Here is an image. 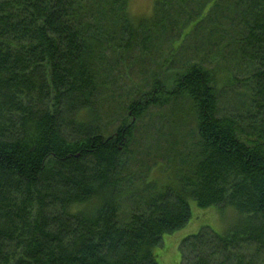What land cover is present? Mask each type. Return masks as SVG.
I'll use <instances>...</instances> for the list:
<instances>
[{
    "label": "trees",
    "instance_id": "16d2710c",
    "mask_svg": "<svg viewBox=\"0 0 264 264\" xmlns=\"http://www.w3.org/2000/svg\"><path fill=\"white\" fill-rule=\"evenodd\" d=\"M127 3L0 0V264H159L163 238L191 219L189 200L239 218L225 234L204 228L185 238L180 264H264V0H154L152 17L139 23ZM189 4L198 15H184ZM179 15L185 22L170 57L201 24L217 44L230 36L251 87L247 108L222 111L221 93L242 80L203 64L173 76V102L161 99L157 80L131 102L125 117L141 120L150 108L186 100L196 138L188 167L171 168L176 177L162 183L145 179L153 189L122 224L134 127L107 136L102 104L126 59L144 54Z\"/></svg>",
    "mask_w": 264,
    "mask_h": 264
},
{
    "label": "rangeland",
    "instance_id": "374dc122",
    "mask_svg": "<svg viewBox=\"0 0 264 264\" xmlns=\"http://www.w3.org/2000/svg\"><path fill=\"white\" fill-rule=\"evenodd\" d=\"M189 10L184 12L197 14V6L189 4ZM128 14L134 22L149 20L153 15L154 0H128ZM201 15L202 18H206ZM204 12V11H203ZM179 24L171 23L169 32L165 35L159 30L144 54L140 49L135 52L132 60L126 59L118 75L111 77L112 91L105 98L101 108V125L107 136L114 135L122 124L133 125V137L130 148L123 157L126 162L127 186H124L129 196L120 202L119 222L130 221L131 213L141 209V199L152 190V186L144 185L145 179L165 181L166 174L176 177L177 171H183L189 165L187 154L191 144L195 141L196 123L191 104L180 99L174 106L169 94L172 93L171 80L175 74L193 64H203L207 69H222L233 73L242 80L240 74L245 70L237 62L236 46L230 36L217 44L209 35L210 26L204 23L198 26L196 33L189 38L183 48L170 57L174 48L172 39L176 38L185 22L182 15L178 16ZM142 32L141 36H145ZM178 44L176 43L175 46ZM131 56V55H130ZM162 82L161 99L169 97L168 104L163 108H150L140 120L133 119L126 107L137 100H141L152 89L155 81ZM166 81V82H165ZM251 87L249 82L241 81L235 88L224 89L219 98L220 109L224 112H241L247 108V100ZM172 108L180 109L185 115H172ZM184 109V111H183ZM177 111V110H176ZM174 165V166H173ZM176 168L175 174L172 169ZM171 169V170H170ZM170 174V175H169ZM180 174V173H179ZM151 182V181H150ZM175 183H173V186ZM177 185V184H176ZM191 219L189 223L172 235H166L156 251L159 264H180L181 243L190 236H195L204 228H211L218 234H225L238 221V214L234 209L217 210L200 209L193 200H189Z\"/></svg>",
    "mask_w": 264,
    "mask_h": 264
},
{
    "label": "bare ground",
    "instance_id": "6f19581e",
    "mask_svg": "<svg viewBox=\"0 0 264 264\" xmlns=\"http://www.w3.org/2000/svg\"><path fill=\"white\" fill-rule=\"evenodd\" d=\"M136 23V22H135ZM166 82V81H165ZM160 247V246H159Z\"/></svg>",
    "mask_w": 264,
    "mask_h": 264
}]
</instances>
